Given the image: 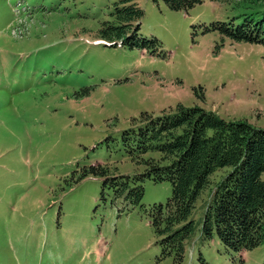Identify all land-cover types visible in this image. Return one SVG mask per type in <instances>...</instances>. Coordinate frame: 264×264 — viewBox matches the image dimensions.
Masks as SVG:
<instances>
[{
  "label": "rangeland",
  "instance_id": "rangeland-1",
  "mask_svg": "<svg viewBox=\"0 0 264 264\" xmlns=\"http://www.w3.org/2000/svg\"><path fill=\"white\" fill-rule=\"evenodd\" d=\"M134 1L137 33L159 41L158 55L98 40L115 23L117 0H0V264H172L146 212L169 197V183L139 180L142 196L131 205L99 178H80L82 169L140 172L121 131L140 112L178 102L264 127V47L203 31L211 21L239 22L264 0H201L186 10ZM225 171L191 211L179 264H264V242L238 256L214 234L200 236Z\"/></svg>",
  "mask_w": 264,
  "mask_h": 264
},
{
  "label": "trees",
  "instance_id": "trees-1",
  "mask_svg": "<svg viewBox=\"0 0 264 264\" xmlns=\"http://www.w3.org/2000/svg\"><path fill=\"white\" fill-rule=\"evenodd\" d=\"M161 1L169 10H186L201 2ZM112 15L115 23L103 25L98 39L151 55L161 53L155 37L138 35L142 10L134 0H117ZM240 16L239 22H234V17L211 21L203 31L264 47V8ZM120 142L130 160L141 167L140 172L115 174L105 165L93 164L82 169L80 178H99L101 188H110L114 198L122 197L131 205L138 204L142 196L139 180L167 181L169 197L146 209L161 257L170 255L172 264L181 262L184 241L193 229L191 211L220 169L226 171L205 203L200 236L211 238L214 234L226 250L238 256L264 242V181L260 177L264 172V127L243 119H224L198 105L178 102L157 114L142 111L131 117L130 126L121 131Z\"/></svg>",
  "mask_w": 264,
  "mask_h": 264
}]
</instances>
